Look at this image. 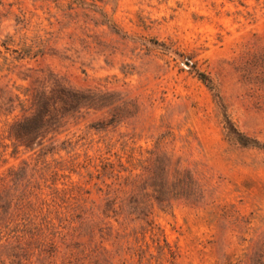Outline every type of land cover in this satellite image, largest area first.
I'll list each match as a JSON object with an SVG mask.
<instances>
[{
    "label": "rangeland",
    "instance_id": "1",
    "mask_svg": "<svg viewBox=\"0 0 264 264\" xmlns=\"http://www.w3.org/2000/svg\"><path fill=\"white\" fill-rule=\"evenodd\" d=\"M0 264H264V0H0Z\"/></svg>",
    "mask_w": 264,
    "mask_h": 264
},
{
    "label": "trees",
    "instance_id": "2",
    "mask_svg": "<svg viewBox=\"0 0 264 264\" xmlns=\"http://www.w3.org/2000/svg\"><path fill=\"white\" fill-rule=\"evenodd\" d=\"M240 136H242V135H240ZM241 138H242L244 144H247L249 142L248 138H246V137H241Z\"/></svg>",
    "mask_w": 264,
    "mask_h": 264
}]
</instances>
